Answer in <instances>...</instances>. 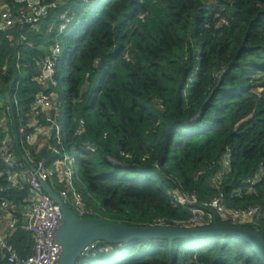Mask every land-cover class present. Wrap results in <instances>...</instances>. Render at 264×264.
Returning <instances> with one entry per match:
<instances>
[{
  "label": "trees",
  "instance_id": "trees-1",
  "mask_svg": "<svg viewBox=\"0 0 264 264\" xmlns=\"http://www.w3.org/2000/svg\"><path fill=\"white\" fill-rule=\"evenodd\" d=\"M50 1L56 6L35 28L0 30V144L7 136L22 164L43 161L58 193H80L94 212L81 217L184 227L175 221L191 212L176 202L179 189L200 202L222 194L226 210L258 207L242 226L264 238V79L252 81L264 72V0ZM24 7L0 0L11 13ZM64 11L71 19L62 28ZM47 56L54 72L40 79ZM42 93L50 99L43 109L34 106ZM35 127L41 131L27 143ZM227 152L229 168L218 175ZM19 173L0 156V210L5 201L16 220L9 240L24 256L33 245L23 215L30 190ZM200 202L210 218L203 225L228 224ZM75 264L263 262L247 242L216 234L177 238L171 247L166 239L98 241Z\"/></svg>",
  "mask_w": 264,
  "mask_h": 264
},
{
  "label": "built area",
  "instance_id": "built-area-1",
  "mask_svg": "<svg viewBox=\"0 0 264 264\" xmlns=\"http://www.w3.org/2000/svg\"><path fill=\"white\" fill-rule=\"evenodd\" d=\"M24 3L25 7L17 14L11 13L8 9H0V30L6 32L14 24L18 23L20 26L28 24L32 28H35L40 18L43 17L50 7H55L56 3L53 1L46 2V0H16ZM64 22L62 28H64L70 21L71 17L67 16V11H64L60 16ZM7 34H5V37ZM21 39L24 40L25 36L21 35ZM60 47L58 44L52 49L51 55L59 52ZM45 67L46 73L44 78L48 79L54 72V64L50 57H45L42 61ZM50 99L45 94H38L35 99V107L45 108L49 106ZM23 127L19 128V132H23ZM40 127H35L34 133H29L25 136V141L31 143L35 137V133L40 132ZM90 150H94L91 146ZM0 156L3 164L11 170L19 169V175L26 181L30 193L26 198V206L24 210L25 229L29 232L31 239L33 240L32 251L28 255H20L17 248L10 242L9 228H13L16 220L12 218L8 222L7 230L0 231V251L3 254L4 264H57L58 256L61 251V247L56 240V231L61 223V211L59 206L49 198V196L43 191L39 179L45 180L51 186L53 170L50 167L44 165L43 161H37L34 167V171L31 170L27 163L22 164L17 161L14 153V149L10 140L6 136L0 144ZM68 162L73 163V158L66 157ZM29 163V162H28ZM30 164V163H29ZM229 168V153L227 152L222 160V166L218 175L224 174ZM69 173L73 171L70 167H67ZM217 175V177H218ZM259 175V173L257 174ZM258 177V176H256ZM255 177V178H256ZM8 181L11 185L16 184V180L13 176H8ZM255 179L251 181L253 183ZM52 187V186H51ZM176 202L182 207L187 208L191 212V216L186 221H175V224L181 223L184 226H195L207 224L210 220L204 219V212L196 208V204L200 201L197 195L192 192H185L179 189H174ZM63 202L69 205L73 211L78 215H90L94 212L87 208L84 204L83 198L80 193L73 190L69 193L68 190H61L59 192ZM201 205L211 206L217 211L219 219L226 221L232 225H242L254 222V216L258 210V207H248L246 209L226 210L222 205V194L212 198L209 202H200ZM3 210L7 208V203L3 201L1 203ZM96 242L88 245L82 255H88L92 247Z\"/></svg>",
  "mask_w": 264,
  "mask_h": 264
},
{
  "label": "water",
  "instance_id": "water-1",
  "mask_svg": "<svg viewBox=\"0 0 264 264\" xmlns=\"http://www.w3.org/2000/svg\"><path fill=\"white\" fill-rule=\"evenodd\" d=\"M23 160L34 171V167L25 157ZM39 183L61 211V223L56 231V240L61 247L57 264H75L82 256L84 249L98 241L116 244L134 239H166L171 247L172 241L177 238H198L216 234L235 237L247 242L264 264V238L256 231L242 225L220 224L215 218L212 224L189 227L124 225L102 218L81 217L63 202L59 193L47 181L39 179Z\"/></svg>",
  "mask_w": 264,
  "mask_h": 264
},
{
  "label": "rangeland",
  "instance_id": "rangeland-1",
  "mask_svg": "<svg viewBox=\"0 0 264 264\" xmlns=\"http://www.w3.org/2000/svg\"><path fill=\"white\" fill-rule=\"evenodd\" d=\"M249 59H251V60H254V61H261V57L259 56V55H257V54H254V53H250L249 55ZM250 63L248 62L247 63V65H249ZM262 79H264V72L263 73H261V72H257L256 74H254L253 76H252V81H259V80H262ZM61 123V122H60ZM60 127H61V124H60ZM62 129V128H61ZM61 139H62V137H63V131L61 130ZM65 154H70L71 155V151H69V150H64L63 151V155H65ZM63 164L66 166V167H70V170H72V171H75V165H74V162L73 163H70V162H68L67 160H65V161H63ZM62 166V165H61ZM68 170V169H67ZM69 171V170H68ZM76 180H74V182H75ZM83 184L81 183V182H78L77 184H76V187H77V189L79 190V192H81L82 194H83V196L84 197H86V195H85V193H84V191H83ZM96 211H99V209H98V207L96 206V205H93L92 206Z\"/></svg>",
  "mask_w": 264,
  "mask_h": 264
},
{
  "label": "crops",
  "instance_id": "crops-1",
  "mask_svg": "<svg viewBox=\"0 0 264 264\" xmlns=\"http://www.w3.org/2000/svg\"><path fill=\"white\" fill-rule=\"evenodd\" d=\"M9 214L5 210H0V231H3L9 222Z\"/></svg>",
  "mask_w": 264,
  "mask_h": 264
}]
</instances>
